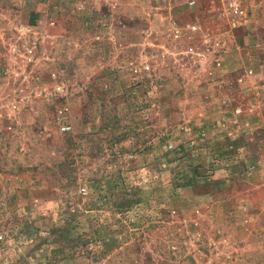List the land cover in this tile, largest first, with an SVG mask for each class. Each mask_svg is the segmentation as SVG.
Returning a JSON list of instances; mask_svg holds the SVG:
<instances>
[{
  "label": "rangeland",
  "instance_id": "374dc122",
  "mask_svg": "<svg viewBox=\"0 0 264 264\" xmlns=\"http://www.w3.org/2000/svg\"><path fill=\"white\" fill-rule=\"evenodd\" d=\"M236 1L0 0V264H264V0Z\"/></svg>",
  "mask_w": 264,
  "mask_h": 264
},
{
  "label": "built area",
  "instance_id": "2783aa9c",
  "mask_svg": "<svg viewBox=\"0 0 264 264\" xmlns=\"http://www.w3.org/2000/svg\"><path fill=\"white\" fill-rule=\"evenodd\" d=\"M237 7V1L236 0H229L228 4H227V10H233L236 9ZM65 128L67 127H62L63 130H65ZM82 190H84V188H82Z\"/></svg>",
  "mask_w": 264,
  "mask_h": 264
}]
</instances>
